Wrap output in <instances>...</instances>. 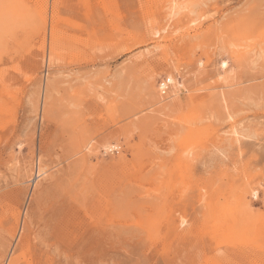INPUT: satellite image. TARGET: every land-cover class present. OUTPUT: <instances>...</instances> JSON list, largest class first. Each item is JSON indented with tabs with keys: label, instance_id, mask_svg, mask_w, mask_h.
Segmentation results:
<instances>
[{
	"label": "rangeland",
	"instance_id": "obj_1",
	"mask_svg": "<svg viewBox=\"0 0 264 264\" xmlns=\"http://www.w3.org/2000/svg\"><path fill=\"white\" fill-rule=\"evenodd\" d=\"M0 264H264V0H0Z\"/></svg>",
	"mask_w": 264,
	"mask_h": 264
},
{
	"label": "bare ground",
	"instance_id": "obj_2",
	"mask_svg": "<svg viewBox=\"0 0 264 264\" xmlns=\"http://www.w3.org/2000/svg\"><path fill=\"white\" fill-rule=\"evenodd\" d=\"M176 7H172V12H173V10L175 9ZM223 64V63H222ZM169 82H172V79H169L168 80ZM168 84L167 83H163L162 85H161V87H165V86H167ZM169 86V85H168ZM234 133H236V132H234ZM256 195H257V193H254V195L253 196H255L256 197ZM67 231V230H66ZM25 238V237H24ZM26 242V241H25Z\"/></svg>",
	"mask_w": 264,
	"mask_h": 264
},
{
	"label": "built area",
	"instance_id": "obj_3",
	"mask_svg": "<svg viewBox=\"0 0 264 264\" xmlns=\"http://www.w3.org/2000/svg\"><path fill=\"white\" fill-rule=\"evenodd\" d=\"M162 89H163V92H166V90H167V86L162 87Z\"/></svg>",
	"mask_w": 264,
	"mask_h": 264
}]
</instances>
